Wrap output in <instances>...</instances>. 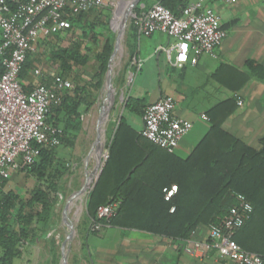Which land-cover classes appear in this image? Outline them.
I'll list each match as a JSON object with an SVG mask.
<instances>
[{
    "label": "trees",
    "instance_id": "trees-1",
    "mask_svg": "<svg viewBox=\"0 0 264 264\" xmlns=\"http://www.w3.org/2000/svg\"><path fill=\"white\" fill-rule=\"evenodd\" d=\"M150 1L140 0L134 13L150 7ZM156 2L178 15L188 0ZM110 15V9L105 7L95 14L71 17L68 34L58 32L38 43L56 62L50 66L51 71L70 77L73 88L59 104L49 108L46 116L49 124L61 130L59 144L41 145L32 163L11 170L7 178L0 177V264H13L24 244L39 239L48 240L50 252L55 253L53 225L59 181L64 175L57 148L73 145L81 129V117L94 104L96 92L102 86L113 50ZM236 21L230 20L222 27L228 29ZM126 38L132 58L135 46L128 42L131 38L136 40V34L131 23ZM63 42L66 44L61 45ZM38 56L37 51L25 59L20 76L27 82L26 91L43 81L42 77L35 79L29 73L34 62H40ZM90 63L88 77L76 71L77 67L86 69ZM131 68L135 70V66ZM211 77L234 94L206 109L208 129L185 158L146 139L122 114L107 143L108 153L101 173L85 201L87 231H91L90 223L97 221L186 240L198 226L220 221L243 199L252 209L241 219L233 238L242 249L257 253L264 260V137L259 148H253L222 127L237 109L236 92L251 78L263 81L264 66L253 58L245 60L243 69L220 62ZM149 103L146 96L129 92L123 101V112L142 118ZM15 170L33 179L32 187L24 193L5 189ZM172 185L176 190L165 199L164 189ZM112 203L116 206L110 216H96L98 206Z\"/></svg>",
    "mask_w": 264,
    "mask_h": 264
},
{
    "label": "built area",
    "instance_id": "built-area-1",
    "mask_svg": "<svg viewBox=\"0 0 264 264\" xmlns=\"http://www.w3.org/2000/svg\"><path fill=\"white\" fill-rule=\"evenodd\" d=\"M238 0H189L174 15L159 2L147 10L130 15V23L137 37H147L158 31L173 39L168 46H158L171 65L182 67L196 64L202 55L216 57V49L226 37L219 4L233 5ZM106 7L105 0H0V177L7 178L13 169L32 163L41 145L59 144L60 128L49 124L46 116L52 105L61 102L73 88L70 77L33 64L29 73L43 79L25 90L27 82L20 74L29 55L38 51V43L56 33H69L70 18L98 13ZM173 53V56H172ZM240 98L237 104H241ZM175 100L163 95L146 105L142 116L141 134L146 139L173 152L180 140L192 129V121L175 114ZM200 118L208 122L205 113ZM107 157V155H105ZM176 190L165 191L168 199ZM116 203L100 205L97 217H108ZM251 204L243 199L232 207L217 223L207 225L210 245L221 258L233 264H264L262 256L248 252L234 240L233 234L241 219L251 211ZM102 223L93 221L91 231ZM204 243L197 239L184 240V252L200 256Z\"/></svg>",
    "mask_w": 264,
    "mask_h": 264
},
{
    "label": "crops",
    "instance_id": "crops-1",
    "mask_svg": "<svg viewBox=\"0 0 264 264\" xmlns=\"http://www.w3.org/2000/svg\"><path fill=\"white\" fill-rule=\"evenodd\" d=\"M139 1L140 0H138V2ZM156 1L157 0H151V5ZM135 6H133L131 13L134 12ZM219 7L223 9L222 6H218L217 9ZM148 8L149 7H144L142 11H145ZM225 10L231 12L232 18L230 20L236 19L237 21L230 28L225 29L226 37L216 49V57L202 55L199 57L196 64L185 63L182 67L173 66L164 52L155 51L158 46H168L173 42V39L169 36H166L164 41H157L152 48H145L144 50L146 56L143 58H153L155 68L158 71V76L156 78L157 81L155 80L156 83H153L154 97L153 99L148 100V102H153L165 94L171 95L176 103L175 114L178 117L188 119L193 123L190 132L180 140L177 148L172 152L174 155L181 158H185L192 151L209 126L204 124L203 122L205 120L200 118V114L204 113L206 110L200 112L199 116L194 117L188 106L184 105L185 107H182L179 104L180 102L187 100L190 94V98L192 99H205V97L192 96L199 92H204L202 86H204L205 82L202 80L201 83V76L207 77L206 81L211 79V73L220 62L229 63L239 69H243L245 60L247 58H253L264 66V0H238L232 7ZM113 37L115 38V35H113ZM140 38L141 37H137L136 35L138 42ZM127 49L130 55L131 51L128 46ZM133 54L132 58L131 56L130 58L132 66H135V70H137L143 60L140 56L141 53L139 47L138 50L137 48H134ZM135 61H137V64H135ZM35 63L37 62H34V64ZM37 64L40 65V63ZM40 66L44 70L47 69L42 65ZM130 69L131 73L135 71L131 67ZM49 71H51L50 67ZM187 71L194 78L189 84L185 81ZM34 78L37 79L38 77ZM215 82L216 85L213 87L212 91L222 92L223 89H226L217 81ZM104 87L107 88L106 80L104 82ZM233 94L234 93L231 92L230 95L225 98H228ZM236 94L242 102L239 105L237 104V110L223 122L222 127L250 147L259 148L260 139L264 137V80L260 81L251 78L238 92H236ZM225 98H222L221 100ZM107 107L109 110L110 105L106 106L101 112L102 116L100 115L101 117L99 118L97 125V137L88 151L89 156L87 154L83 160V174L85 175V180L87 178V172L90 174L88 171V164L92 158L90 157V153L95 143L100 138L99 126L101 125L102 117L105 116L103 115V112ZM105 113L107 116L108 111L104 112V114ZM139 122V128L132 127L136 131L141 132L143 126L142 118H139ZM81 152L82 151L80 150V154ZM105 158L104 161L106 160ZM81 159L80 156V160ZM16 171L17 170L11 174V178L12 175H15ZM81 189L82 188H80V190ZM63 221L65 220L63 219ZM86 230L84 229L82 232L80 244H83L80 246V251L77 254L74 264H233L229 259L219 257L215 249L211 247L207 226L204 225L198 226L189 237L190 239H197L204 243L203 253L200 256L184 252V240H173L171 238L153 235L149 232L137 229L103 225L101 231L96 234H91Z\"/></svg>",
    "mask_w": 264,
    "mask_h": 264
},
{
    "label": "rangeland",
    "instance_id": "rangeland-1",
    "mask_svg": "<svg viewBox=\"0 0 264 264\" xmlns=\"http://www.w3.org/2000/svg\"><path fill=\"white\" fill-rule=\"evenodd\" d=\"M130 0H105L106 7L110 9L111 15L109 17V32L112 35H115L116 31L119 29L120 21H116L115 19L119 18L122 20L124 13L126 11V4ZM123 7L119 9L118 7ZM218 6H222L223 9L220 7L218 11L220 12V16L222 19V23L228 22L231 18V12L225 10L233 5H225L219 4ZM112 19V20H111ZM130 21V15L126 20V26L124 28V34L121 40L122 51L119 54V58H117V64L114 68L111 85V95L113 96V102L110 103V95L108 89L104 87V82L106 78V72L103 75V83L101 88L95 95V102L90 108V110L83 114L82 117V124L81 129L77 132L75 140L72 146H59L58 150V162L60 166L64 169V175L59 181L60 193L58 195V203L56 208V216H55V224L53 237L55 243V253L52 254L49 250V241L45 239H39L35 242L24 244L21 247V255L14 260L13 264H61V244L65 239L69 227L66 225L65 221H63V209L66 204V200L72 196L76 191H79L82 188L85 182V175L83 174L84 170V157L88 154V151L92 147L93 142L97 137V125L98 121L102 112V109L108 105H110L107 115V120L101 123L103 128V136L100 143L101 150V160L103 161L105 155L107 154V143L109 142L112 133L116 127V122L120 114L124 115L127 119V122L136 128H139L140 122L139 118L127 111L123 112V101L125 97L131 93L134 96H146L147 100H151L154 97V82L157 81V74L158 71L155 68V63L153 58H143L146 56L145 48H152L157 41H164L165 37L167 36L165 33L162 32H154L150 37H141L139 42L136 40H132L128 42V44H134L135 48L138 47L140 49V56L143 58L139 68L131 73L130 67L132 66V61L127 49V39H126V32L128 30V25ZM112 24V27H111ZM77 32V31H76ZM72 33L71 39H74L75 34ZM106 33V32H105ZM70 37V36H69ZM129 39V38H128ZM66 43L63 42L61 45H65ZM39 53V60L40 65L44 68H48L52 64H56V62L50 57V55L40 46L38 47ZM173 56V53H172ZM121 61V62H120ZM137 64V61H135ZM91 67L92 64L90 63L86 69H81L77 67L76 71H79L81 75L84 77H88L91 74ZM83 70V71H82ZM83 73V74H82ZM201 83L202 80L205 82L204 92H199L193 97H205V99H192L189 98L185 101L180 102L179 104L183 107L188 106L190 111L192 112L194 117L199 116V113L205 111L210 105L215 103L222 98L227 97L230 95V91L227 89H223L222 92L212 91L213 87L216 85L215 81L211 78L206 81L207 77L201 76ZM194 78L192 75L187 71V77L185 81L189 84ZM156 83V82H155ZM207 91V92H206ZM115 93V94H114ZM106 99V100H105ZM107 104V105H106ZM105 105V106H104ZM179 106V107H181ZM184 106V107H185ZM104 107V108H103ZM237 110V109H236ZM204 124L208 125L207 121L203 122ZM103 124V125H102ZM84 127V128H83ZM104 139V140H103ZM81 146V149H80ZM80 150L82 151L80 154ZM81 156V160H80ZM95 158H91L88 164V171L90 174H93V178L97 174L99 170V166ZM95 170V171H94ZM93 171V172H92ZM92 172V173H91ZM83 182V183H82ZM33 185V179L26 176L20 170H17L15 175H12L11 180L7 183L5 189H12L14 191L24 193L25 191L29 190ZM74 191V192H73ZM88 193L83 195L82 201H77V204L81 206L79 213L76 215L75 209L71 210L68 214V219L70 222L74 224V234L70 241L65 245V256L67 264H74L76 261V257L78 252L80 251V242L82 239V232L85 227H87V216L85 211V201L87 198ZM79 202V203H78ZM84 206V208H83ZM76 218V219H75ZM78 220V221H77ZM76 226V227H75ZM103 226L97 231H87L91 234L99 233ZM52 233V232H51Z\"/></svg>",
    "mask_w": 264,
    "mask_h": 264
},
{
    "label": "water",
    "instance_id": "water-1",
    "mask_svg": "<svg viewBox=\"0 0 264 264\" xmlns=\"http://www.w3.org/2000/svg\"><path fill=\"white\" fill-rule=\"evenodd\" d=\"M137 2H138V0H130L129 1L128 7H127V9H126V11L124 13V16L122 17V24L120 25V28L115 33L113 50H112L111 55L109 57V60H108V63H107V70H106V87H107L109 95H110V103H112V101H113V96L111 95L112 85H111V76H110V62L113 59L114 55L116 54V52H117V50H118V48L120 46V41H121V38H122V35H123V32H124V28L126 26V20H127L128 16L131 14L133 6H135ZM111 27H112V24H111ZM106 111H108V107L105 109L104 112H106ZM104 112H103V115H106V113L104 114ZM121 116L122 115L120 114L118 120L120 119ZM103 164H104V160L100 161V164L98 165L99 166V170H98L97 174L95 175V178H93V176H92V182H91V184L89 186V189L87 190V193L90 192V190L93 188L94 183L98 179V177H99V175L101 173ZM68 203H69V199L66 201L65 207L63 209V219L66 221V223H67V225L69 227V231H68L65 239L63 240L62 244H61V264H67L66 263V256H65V252H64L65 249L64 248H65V245L68 243V241L71 239V237L73 235V232H74L73 224L70 221L66 220L67 219L66 208L68 206Z\"/></svg>",
    "mask_w": 264,
    "mask_h": 264
},
{
    "label": "bare ground",
    "instance_id": "bare-ground-1",
    "mask_svg": "<svg viewBox=\"0 0 264 264\" xmlns=\"http://www.w3.org/2000/svg\"><path fill=\"white\" fill-rule=\"evenodd\" d=\"M127 7H128V3L126 4V9H127ZM119 9H122L123 7H121V6H119L118 7ZM129 17V16H128ZM116 21H120V24H119V28H120V25L122 24V20H119V18H117V19H115ZM121 51H122V45H121V43H120V46H119V48H118V50H117V52H116V54L114 55V57H113V59L111 60V62H110V76H112L113 75V71H114V68H115V66H116V64H117V58H119L118 56H119V54L121 53ZM121 62V61H120ZM106 90H107V88H106ZM115 94V93H114ZM114 96V95H113ZM106 100V99H105ZM110 100V99H109ZM107 105V104H106ZM105 106V105H104ZM104 108V107H103ZM103 110V109H102ZM102 116V115H101ZM100 116V117H101ZM107 120V116L105 115L104 117H102V122H105ZM101 122V123H102ZM103 125V124H102ZM100 127V138L98 139V141L95 143V145H94V147L92 148V151H91V153H90V157H93V158H95V160L94 161H96L95 163H97V165H99L100 164V161H102L101 160V148H100V143H101V139H102V137H104L103 136V128H102V126L100 125L99 126ZM105 138V137H104ZM104 140V139H103ZM88 156H89V154H88ZM88 158V157H87ZM87 165V164H86ZM99 168V167H98ZM95 171V170H94ZM93 172V171H92ZM91 172V173H92ZM86 173V172H85ZM92 175L93 174H88V172H87V178H86V180H85V182H84V184H83V188L81 189V190H79L78 192L76 191V193H74L72 196H70V198H69V203H68V206H67V208H66V215H67V221L69 220L68 219V214L71 212V210H73V208H76L75 209V213H76V215L79 213V211H80V209H81V206H79L78 204H77V201L79 200L80 202L82 201V197H83V195L84 194H86V192H87V190L89 189V186H90V184H91V182H92ZM83 183V182H82ZM74 192V191H73ZM79 203V202H78ZM83 208H84V206H83ZM76 219V218H75ZM78 221V220H77ZM76 227V226H75ZM74 230V229H73ZM67 257V256H66Z\"/></svg>",
    "mask_w": 264,
    "mask_h": 264
}]
</instances>
